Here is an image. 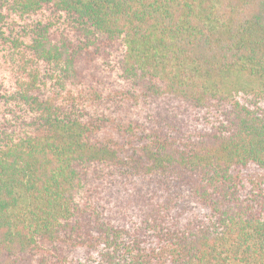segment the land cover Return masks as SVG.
Instances as JSON below:
<instances>
[{
  "label": "trees",
  "instance_id": "trees-1",
  "mask_svg": "<svg viewBox=\"0 0 264 264\" xmlns=\"http://www.w3.org/2000/svg\"><path fill=\"white\" fill-rule=\"evenodd\" d=\"M0 264H264V0H0Z\"/></svg>",
  "mask_w": 264,
  "mask_h": 264
}]
</instances>
